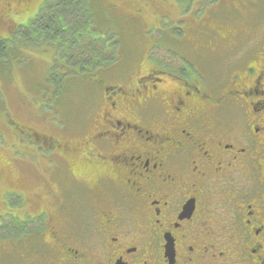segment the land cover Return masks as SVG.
Here are the masks:
<instances>
[{"label":"flooded vegetation","instance_id":"flooded-vegetation-1","mask_svg":"<svg viewBox=\"0 0 264 264\" xmlns=\"http://www.w3.org/2000/svg\"><path fill=\"white\" fill-rule=\"evenodd\" d=\"M4 1L17 18L51 7ZM156 65L136 89L106 88L93 129L68 159L63 143V192L54 187L36 216H50L42 264H264V69L219 89L215 75L205 83L184 65ZM227 97L239 120L224 118Z\"/></svg>","mask_w":264,"mask_h":264},{"label":"rangeland","instance_id":"rangeland-1","mask_svg":"<svg viewBox=\"0 0 264 264\" xmlns=\"http://www.w3.org/2000/svg\"><path fill=\"white\" fill-rule=\"evenodd\" d=\"M254 1L99 0L97 15L87 13L85 2L80 8L71 4L66 12L69 35H87L91 24V34L81 37L87 47L68 35L62 38L66 48H61L57 58L53 48H38L26 39L28 52L15 50L18 55L13 52L12 59L0 56V264H20L18 249L23 251L19 257L26 250L36 252L38 259L43 255L44 221L50 216H36L47 210L54 187L63 192L60 149L64 143L68 159L81 147L79 142L93 129L106 88H138L137 78L156 67L157 61L168 67L178 65L181 72L184 65L188 74L204 76L205 83L214 75L220 77L219 89H229L238 76L242 85L249 84L246 69L250 67L255 69H250L254 77L259 76L264 69V9ZM11 4L0 0L3 37L7 33L22 36V26L35 23L41 13L34 7L17 18ZM54 31L51 27V35L47 33L49 41L55 40ZM90 36L98 40L91 41ZM91 64L94 71L85 76L83 66ZM50 72L59 74L54 91ZM179 72H169L167 80H175ZM263 74L259 78L264 85ZM60 91L66 96L61 97ZM227 98L224 118L239 120L240 107H233L234 99ZM252 100L258 105L262 102L260 96ZM151 111L156 115L160 110L153 105ZM67 183L74 185L70 179ZM80 191L82 200L84 189ZM92 227L93 218L86 226L90 237Z\"/></svg>","mask_w":264,"mask_h":264},{"label":"trees","instance_id":"trees-1","mask_svg":"<svg viewBox=\"0 0 264 264\" xmlns=\"http://www.w3.org/2000/svg\"><path fill=\"white\" fill-rule=\"evenodd\" d=\"M85 1L84 0H47L46 3L49 4L51 7H48L47 5H45L44 7L41 8V11H40L41 13H40V15L37 16L35 23L31 24L30 26H22V29H21L22 36H19L20 33H18V34L7 33L6 37L0 36V56L12 59L13 52L15 54V57L18 55L16 53L17 51H15V50H20L22 52H25V51L28 52L27 49H25V48H28L26 46V45H28V41L26 39H28L32 43H34V42L37 43L38 48L39 47L44 48L46 46L53 48L55 50L57 58L59 56H61L60 54H62L61 48L62 47L64 48L66 46L64 44V40L62 39L64 37L66 38V37L70 36L76 41V43L82 44V46L87 47L86 46L87 43L86 42L83 43L84 40H81V37H83V39H84L85 36H88L91 34V30H90L91 24L86 29L87 35H83V33H82V35H79L77 33H74L73 35H69V33H72V32L70 30L71 29L70 28V22H68L66 20V16H67L66 12L68 11L67 7L69 8L71 4H74V7L80 8L81 5L83 4V2H85ZM56 2L58 4H56L55 5L56 7H54L53 4ZM98 2H99V0H97V1L96 0H93V1L90 0L89 2H85L83 5H86L87 13L91 14V12H94V14L97 15L98 10H100V6H98ZM254 3H255V6L260 5V7L262 9H264V3L262 1L256 0V1H254ZM95 6H96V8H95ZM14 7L16 10L17 6H14ZM71 8H73V7H71ZM103 11L106 12L105 8ZM43 13H44V17L42 16ZM87 13L85 14V16L87 15ZM51 27H53L55 29L54 33L52 34V38H55V40L53 42L48 40L49 36L47 35V33H50V35H51V32H50ZM15 39H16V41H14ZM95 39H97V37L94 38L93 36H90L91 41L95 40ZM91 41H87V42L92 44V45L95 44ZM9 44H12L13 46L9 47L10 46ZM40 44H43V45H40ZM65 52H67V51H65ZM73 52H77V49H76V51H73ZM93 64L95 65V62H93ZM93 64H91L87 67L85 65L83 66L85 76L90 75L91 72L94 71ZM52 77H54V78H52ZM57 77L59 78V74H57L56 76H53L52 72H50L49 81H50V84L53 86L52 87L53 91L57 87L56 85H54V81L58 80ZM60 96L61 97L66 96L65 92L60 91ZM16 252H18L16 254L18 260L21 261L20 264H25L26 262H29V261L35 262V264H42V262H40L38 260L37 255L35 253H33V251L27 252V250H26V252H24L26 255L22 256V257H19V254L23 253V251L18 249ZM30 253H33V255L35 257L32 255V257L30 258Z\"/></svg>","mask_w":264,"mask_h":264}]
</instances>
